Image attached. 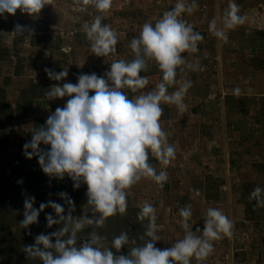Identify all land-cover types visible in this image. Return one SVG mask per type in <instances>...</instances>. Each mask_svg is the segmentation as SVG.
Segmentation results:
<instances>
[{"label":"rangeland","instance_id":"1","mask_svg":"<svg viewBox=\"0 0 264 264\" xmlns=\"http://www.w3.org/2000/svg\"><path fill=\"white\" fill-rule=\"evenodd\" d=\"M228 1L113 0L111 9L103 14L102 23L117 31L118 44L117 51L106 57L92 53L83 28L85 23L90 24L101 14L94 5L52 0V4L34 16L19 10L15 15L5 13L0 16V95L11 108L4 113L0 110V171H5L8 176L13 167L21 166V173L14 176L22 180L21 190L12 186V195L19 198L10 208V214L4 217L8 230L0 223V264H17L21 246L25 249L35 245L38 235H50L59 232L60 227H67L68 232L63 236L68 239L76 221L96 219L100 215L93 205L81 199L87 195L83 182L75 188L67 174L63 179L49 177L43 172L38 157L32 161L24 155L23 145L32 139L34 119L39 118L45 125L48 116L57 107L63 108L69 97L33 98L27 102L28 96L25 95V99L21 95L25 93L23 89L30 91L29 84L32 83L47 92L57 85L78 83L81 74L96 73L107 78L105 73L110 70L113 60L130 62L137 57L130 42L139 36L143 24L151 22L154 25L177 2L195 5L191 13L183 12L180 18L193 25L194 31L201 33L204 39L198 44V52L182 54L186 63L177 68V83L168 88L171 94L184 81L192 82L184 97L186 109L182 112L174 104L162 102L161 105L164 113L160 123L168 133L169 143L175 146L176 158L166 168L159 161L152 165L157 173L167 172L168 179L163 187L152 178L142 177L127 190L126 214H132L134 210L137 217L138 209L145 202L155 206L156 234L160 239L154 243L163 250L184 236L180 208L191 207L193 215L189 224L198 236L203 235L207 210L218 208L234 222L233 236L213 241V253L205 260L193 257L191 264H220L224 255L230 252L232 264H264V206L259 205L256 198L247 199L257 186L264 189V0H234L240 6V14L247 19L243 25L225 29L228 37L225 42L209 31V24L215 18L217 26L223 27L228 10L224 4H229ZM16 24L24 26V31L15 32ZM140 57L148 66L141 75L149 80L142 91H151L161 81L162 73L153 60L144 56L142 49ZM197 63L198 68L195 67ZM46 68L57 73L67 70L68 75L56 81L48 77ZM236 87L240 89L238 96L233 94ZM126 91L130 98L139 94ZM17 107L23 108L24 112H19ZM16 156L19 160H15ZM35 176H39L37 181ZM53 191L59 196L56 203L64 207V212L58 215L53 208L45 207L36 223L21 227L24 200L34 197L33 207L39 209L41 203L51 199ZM61 192L67 193L72 205L60 196ZM50 209L55 212L53 219L59 222L49 227L46 216ZM117 214L118 222L113 220L112 227L124 222L121 228L124 232L133 217ZM60 216L65 219L60 220ZM40 226H43V232L38 233ZM86 227H91L92 231L76 232L77 247L90 240L95 232L103 238L100 241L103 247L110 248L112 239L121 233L108 234L95 223L85 224ZM30 228H36V232L26 238L25 233ZM63 236H51L52 242ZM149 239L145 238V241ZM131 244L129 237L128 243L116 254L130 256ZM143 244L138 243L136 247ZM38 247L58 255L54 248L44 249L42 244ZM23 258H27L26 264L28 261L36 264L35 260H39L38 256L28 253Z\"/></svg>","mask_w":264,"mask_h":264},{"label":"clouds","instance_id":"2","mask_svg":"<svg viewBox=\"0 0 264 264\" xmlns=\"http://www.w3.org/2000/svg\"><path fill=\"white\" fill-rule=\"evenodd\" d=\"M113 0H74L76 4L94 5L98 14L93 21L83 25L86 38L90 41L92 53L96 56H109L117 51L118 33L110 25L102 23L104 15L112 7ZM52 0H0V16L5 13L15 15L17 10L30 16L37 15ZM195 5L186 6L177 2L175 6L163 13L153 25L143 24L138 37L130 42V48L137 54L133 60H113L110 70L104 77L96 73L81 74L78 83H64L54 86L45 96L67 99L63 108L57 107L48 116L45 125L33 129L32 139L23 145L24 155L28 158L38 157L42 170L49 177L63 179L67 174L74 187L81 182L87 185L88 204L99 213L96 219L85 218L76 221L68 239L55 240L51 236L61 237L68 232L64 227L50 235H38L35 245L25 247L29 256H38L43 264H191L197 260L207 259L214 251L213 241L231 238L234 222L218 208H209L203 227V235L194 233L189 224L193 212L190 206L180 208L181 226L185 230L182 239L173 246L161 250L155 246L160 237L156 234L157 212L155 206L145 202L139 213V220H148L145 233L150 239L142 246L133 247L129 255H117L128 243V234L121 232L111 241L110 248H104L100 235L93 232L91 239L76 246V232L85 224L102 227L105 220L117 213L126 214L128 208V191L142 177L152 178L160 187L168 179L166 171L157 173L149 162L150 155L155 157L165 168L176 158L175 146L168 141V133L160 123L164 113L163 103L174 104L180 111L186 109L184 97L192 86L191 81H184L178 90L169 94L168 88L177 83V68L185 65L183 53H196L198 44L204 37L194 31L193 25L180 18L181 13H191ZM83 10V9H81ZM247 17L240 14V6L230 0L228 10L223 18V27L217 26L214 18L209 24V31L227 42L225 29H234L243 25ZM24 26L15 25V32L21 33ZM141 49L145 57L153 60L162 73L161 81L155 89L144 92L149 80L141 75L147 71L145 59L140 57ZM188 67H193L188 64ZM195 67H199L197 63ZM202 70V69H201ZM50 79L60 81L68 75L67 70L53 72L45 69ZM137 95L130 98L128 91ZM90 91L94 94L90 95ZM240 94L239 87L233 90ZM41 144L50 146L42 148ZM28 149H32L31 152ZM18 183H22L18 181ZM67 198V193L61 192ZM259 205L264 206V189L257 186L251 193ZM35 198L24 200V219L21 227L36 223L40 211L51 206L59 215L64 207L54 201L41 203L39 209L33 207ZM70 205L73 201L66 199ZM48 226L58 223L51 214L46 216ZM60 220L65 217L60 216ZM71 219V216L68 217ZM54 248L51 251L41 250ZM115 249V252L112 250Z\"/></svg>","mask_w":264,"mask_h":264},{"label":"trees","instance_id":"3","mask_svg":"<svg viewBox=\"0 0 264 264\" xmlns=\"http://www.w3.org/2000/svg\"><path fill=\"white\" fill-rule=\"evenodd\" d=\"M29 85H30V88H31L30 91H28L29 89H27V90L23 89V91H25V93L24 94L21 93V95H23L22 96L23 98L26 97L25 95L28 96V98L26 100L27 102L32 100L33 98H46V96H45L46 90H44V91L41 90V89L39 90L37 88V86L39 87V85H37V84L34 85V84L30 83ZM0 106H2L0 108V110L3 113L4 112H9L10 109H11L9 104L5 103L4 99L1 98V95H0ZM17 109H18L19 112H24L23 108H22V110H19V108L17 107ZM34 121H36L33 124L35 126V128H39L41 126H44L39 118H35ZM35 128H33V129H35ZM41 145L44 146V148L50 147V146H45L43 144H41ZM19 158H20L19 156H16L15 160L16 159L19 160ZM36 158H37V156H33L31 158V160L34 161ZM149 162L152 165H154V164L158 163V160L155 157L150 155ZM20 168H21V166L13 167L12 168L13 169L12 170V174L8 175V176H6L7 173L5 171H0V223H1L2 227L5 226L6 230H8L9 225H8V222L4 221V217H7L8 216L7 214H10V211H11L10 208H12L14 206V204L17 202V200L19 198V196L12 195V192H13L12 186L15 185V188L17 187V189H20V190H21V187H22L20 185V183H18L19 176H17V177L14 176V174H16V173L17 174L21 173V169ZM37 175H39V171H38ZM38 177L39 176H35L34 180L37 181ZM84 186H85V188H87L86 184H84ZM27 187H28V185L26 186L25 189H27ZM58 197L59 196L57 195V193L55 191H53L51 193V199H47L44 203L47 204L48 201L56 202ZM81 199L85 200V201H88V196L87 195L86 196H82ZM247 199H253V198L251 196L247 195ZM249 205H252V203H249ZM47 207L48 208H52L51 206H47ZM245 207L247 209V206H245ZM50 210H51L50 212L48 211L49 214H51L52 217L55 216V212L52 213L53 209H50ZM138 211H140V209H138ZM126 215L133 217L132 221H131V225L128 227L127 230L124 231L126 233H129L128 237H130V239L132 240V244H131L132 248L136 247V245H138V243H141V242L145 243V238H148L145 235V233L147 231V228H148V223H149L148 220L147 219H145L143 221L139 220L138 216L136 217L137 214H135L134 210H132V214H126ZM118 217H119L118 214L114 215V219H113V216L108 217L105 220V223L103 225L104 228L102 229L100 227L99 229L101 231L106 230V232L108 234H110L112 232H121V228H123V226H124L123 223L124 222H121L119 224H115V226L112 227L113 220H115V222H118ZM135 217L137 218V220L135 219ZM116 225H119V226H116ZM60 228L62 229V227H60ZM80 231L90 232V231H92V228L91 227H86V228H83ZM34 232H36V228H30L29 231L25 233V235H26L25 237L29 238L30 235L33 234ZM37 232L38 233L39 232H43V226H40L38 228ZM135 234H137V235L135 236ZM64 239H65V237L63 236L62 240H64ZM53 243H55V242H53ZM19 246H21V245H19ZM54 251H55L56 254H58L55 249H54ZM19 252H20V256H19L20 259L18 258L19 260L17 261V264H26L27 258H23L25 256V254H26V253H24V247L23 246H21V249L19 250ZM15 255H17V254L15 253ZM35 263L36 264H43L42 260L40 258H39V260H35ZM5 264H9V263L7 262ZM28 264H32V263L30 261H28Z\"/></svg>","mask_w":264,"mask_h":264},{"label":"built area","instance_id":"4","mask_svg":"<svg viewBox=\"0 0 264 264\" xmlns=\"http://www.w3.org/2000/svg\"><path fill=\"white\" fill-rule=\"evenodd\" d=\"M224 257L225 258L220 261V264H228V263L232 264L233 262L232 252L225 254Z\"/></svg>","mask_w":264,"mask_h":264},{"label":"crops","instance_id":"5","mask_svg":"<svg viewBox=\"0 0 264 264\" xmlns=\"http://www.w3.org/2000/svg\"><path fill=\"white\" fill-rule=\"evenodd\" d=\"M228 2H230V0H229ZM228 5H229V4H227V3H226V4H224V6H225V9H226V8L228 9ZM223 9H224V8H223Z\"/></svg>","mask_w":264,"mask_h":264}]
</instances>
